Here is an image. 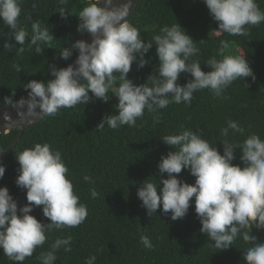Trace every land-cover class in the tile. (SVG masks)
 <instances>
[{
	"label": "clouds",
	"instance_id": "clouds-1",
	"mask_svg": "<svg viewBox=\"0 0 264 264\" xmlns=\"http://www.w3.org/2000/svg\"><path fill=\"white\" fill-rule=\"evenodd\" d=\"M67 2L60 0L62 5ZM101 3L102 0H89L78 13L80 23L77 31L91 34V43L77 40L60 52V57L67 60L73 49L78 50L77 66L70 64L66 68H57L52 65L50 72L54 79L47 82L32 80L23 85L26 91L30 89L27 99L4 98L5 104L18 110L20 120L29 122L56 116L61 109L85 105L93 98L108 102L111 92L119 101L115 105L118 114L105 116L98 128L103 129L105 125L114 130L124 125L135 128L137 120L144 117L145 110L152 114L172 103L190 105L194 92L204 89L214 97H221L237 79L249 76L255 79L245 55L226 54L230 48L228 40H221L217 55L205 61L212 69L205 72L202 63L192 59L199 49L179 23L163 26L159 34L145 42L140 29L125 19L133 0L125 3L103 0V7ZM204 3L218 22L217 33L246 37L250 34L247 26L264 22V10L257 0H204ZM22 4L23 0H0V20L11 30L4 47L12 49L19 44L17 54L20 55L25 52L24 45L29 37V32L19 25ZM60 11L62 14L65 12L63 9ZM53 38L48 27L36 20L31 24L27 47L31 49L34 46L35 53L42 54V45ZM13 40L16 44L11 42ZM153 43L157 46L159 58L158 75L155 72L146 83L137 85L128 78V74L134 62L138 61L140 68L148 63L144 57ZM217 56L221 58L217 59ZM17 71H21L20 66H17ZM182 73H190L193 79L180 85L177 81ZM25 105L27 111H22ZM5 120L12 122L8 115H5ZM154 120L158 121L159 116ZM245 132L239 122L228 119L226 126L220 129V136L224 138L220 140L224 146L221 154L215 147L216 143H210L202 132L181 125L178 133L160 138L175 149L163 156L158 164L161 177L167 173L168 178H162L158 183L145 180L137 195L150 217L162 207L165 214L171 212L173 221L187 215L195 197V212L202 224L200 231L214 242L215 248L220 251L229 249L239 235L245 242H254L244 251L246 264H264V243L257 242L251 234L253 228L264 229V139L256 133L248 135L242 142L234 143L227 139L230 133L243 136ZM238 148L242 151L240 160L244 167L233 164ZM16 158L20 165L16 184L27 189L28 203L18 208L9 189L0 187V248L15 264L33 256L37 247H42L48 240L49 233L77 227L88 215L87 205L80 202L69 168L59 150H53L47 142L36 143L34 147L16 153ZM184 169L196 178L194 184L179 179ZM5 171L6 166L0 163V179ZM83 180L95 183L89 175H85ZM90 191L93 199L99 196L95 188ZM36 206H43V215L50 223L44 224L30 214ZM140 240L144 247L153 248L147 235H141ZM71 243V235L57 237L49 245V250L41 252L37 259L41 264H55L56 253L61 248L71 252ZM96 259L91 255L86 264H95Z\"/></svg>",
	"mask_w": 264,
	"mask_h": 264
},
{
	"label": "trees",
	"instance_id": "trees-1",
	"mask_svg": "<svg viewBox=\"0 0 264 264\" xmlns=\"http://www.w3.org/2000/svg\"><path fill=\"white\" fill-rule=\"evenodd\" d=\"M88 3L89 0H68L62 5L60 0H23L18 20L20 27L29 32V37L22 55L17 54L20 45L14 40L11 42L17 48L5 49L4 43L8 41L11 30L0 20V107H13L4 103L5 97L16 101L27 99L30 89L26 91L23 85L30 81L54 79L50 72L52 65L66 68L75 63L78 50L73 49L67 60L60 57V52L77 40L86 41L88 38L89 33L77 31L80 23L78 13ZM257 3L264 10V0H257ZM61 9L65 11L63 14ZM36 20L47 26L54 37L42 45V54H36L34 46L31 49L27 47L31 24ZM130 23L140 29L145 42L159 34L163 26L179 23L199 49L192 59L199 60L205 72L212 70L205 61L217 55L221 40H228L231 47L226 54L240 55L237 50H241L253 69L255 79L252 76L237 79L221 97H214L204 89L194 92L190 105L172 103L152 114L145 110L144 117L137 120L135 128L127 125L115 130L107 125L103 129L98 128L105 116L118 114L115 108L118 98L110 92L108 102L93 98L85 105L61 109L56 116H45L40 123L26 128L19 143L6 153L19 136V131L0 135V163L6 166L0 187L9 189L18 208L28 201L27 189L16 184L20 168L16 153L34 147L36 143L47 142L53 150L61 152L80 202L85 203L88 209L85 221L79 226L52 231L33 256L16 264H41L37 256L48 251L57 237L69 235L72 236V251L65 252L61 248L56 253L55 264H86L91 255L97 257L95 264H246L244 251L254 242H245L238 235L229 249L220 251L215 248L214 242L200 231L202 224L195 212V197L187 215L173 221L171 212L165 214L162 207L150 217L137 193L147 179L158 183L162 178H168L167 173L161 177L158 164L163 156L175 149L160 138L178 133L181 125L202 132L210 143H216L215 147L221 154L224 146L220 140L224 138L220 136V129L226 126L228 119L239 122L246 129L243 136L230 133L227 139L231 142H242L252 133L264 139V22L247 26L250 34L246 37L230 36L216 32L219 30L218 22L213 19L204 0H141ZM156 49L153 43L144 57L148 63L143 68L138 67V61L133 63L128 78L135 84L146 83L148 77L158 71ZM17 66L21 71H17ZM190 79H193L190 73H182L177 83L185 85ZM157 115L159 120L155 121ZM235 155L233 164L244 167L240 160L241 149H236ZM85 175L91 176L95 183L85 182ZM179 179L194 184L196 178L184 169ZM160 186L163 187L162 184ZM92 188L99 193L95 199L91 197ZM42 208L36 206L30 214L48 224L51 221L43 215ZM251 234L257 242L264 243V229L253 228ZM141 235L149 237L153 248L144 247ZM0 264H15L4 255L2 248Z\"/></svg>",
	"mask_w": 264,
	"mask_h": 264
},
{
	"label": "water",
	"instance_id": "water-1",
	"mask_svg": "<svg viewBox=\"0 0 264 264\" xmlns=\"http://www.w3.org/2000/svg\"><path fill=\"white\" fill-rule=\"evenodd\" d=\"M116 2L125 3L127 2V0H116ZM140 2L141 0H133V5H132V8L130 9L129 15L128 17L125 18L129 20V22L131 18L133 17V15L136 13ZM100 6L101 7L104 6L103 0ZM92 39L93 37L91 36V34H89L86 41L88 43H91ZM73 66L75 67L77 65H75L74 63ZM22 111H27V105L24 106ZM5 115H8L11 117V120H12L11 123L5 120ZM44 118L45 117L36 119V120H30L29 122H25V121L20 120V117L18 115V110L15 107H0V135H7L14 131H19V136L17 137L13 145L8 150L5 151V153L8 152L10 149L15 147L19 143L23 135V132L26 128H29L30 126L40 123ZM0 159H1V156H0Z\"/></svg>",
	"mask_w": 264,
	"mask_h": 264
},
{
	"label": "rangeland",
	"instance_id": "rangeland-1",
	"mask_svg": "<svg viewBox=\"0 0 264 264\" xmlns=\"http://www.w3.org/2000/svg\"><path fill=\"white\" fill-rule=\"evenodd\" d=\"M217 34V33H216ZM231 47V46H230ZM238 51V53L240 54V55H243V53H242V51L241 50H237ZM231 52H233V50L231 49Z\"/></svg>",
	"mask_w": 264,
	"mask_h": 264
}]
</instances>
